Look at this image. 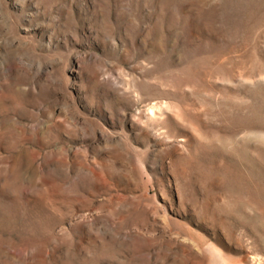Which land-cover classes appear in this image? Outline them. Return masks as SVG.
Returning a JSON list of instances; mask_svg holds the SVG:
<instances>
[{
	"label": "rangeland",
	"instance_id": "374dc122",
	"mask_svg": "<svg viewBox=\"0 0 264 264\" xmlns=\"http://www.w3.org/2000/svg\"><path fill=\"white\" fill-rule=\"evenodd\" d=\"M0 264H264V0H0Z\"/></svg>",
	"mask_w": 264,
	"mask_h": 264
},
{
	"label": "bare ground",
	"instance_id": "6f19581e",
	"mask_svg": "<svg viewBox=\"0 0 264 264\" xmlns=\"http://www.w3.org/2000/svg\"><path fill=\"white\" fill-rule=\"evenodd\" d=\"M155 106H158L157 104Z\"/></svg>",
	"mask_w": 264,
	"mask_h": 264
}]
</instances>
